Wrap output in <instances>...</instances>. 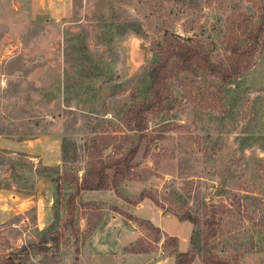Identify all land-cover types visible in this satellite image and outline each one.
Listing matches in <instances>:
<instances>
[{"label": "rangeland", "instance_id": "obj_1", "mask_svg": "<svg viewBox=\"0 0 264 264\" xmlns=\"http://www.w3.org/2000/svg\"><path fill=\"white\" fill-rule=\"evenodd\" d=\"M260 5L0 0V264H264V34L237 78L173 68L165 109L131 116L160 42L226 62ZM131 147L125 178L73 196Z\"/></svg>", "mask_w": 264, "mask_h": 264}, {"label": "trees", "instance_id": "obj_2", "mask_svg": "<svg viewBox=\"0 0 264 264\" xmlns=\"http://www.w3.org/2000/svg\"><path fill=\"white\" fill-rule=\"evenodd\" d=\"M259 10L257 27L253 32H250L251 34L246 38L243 46L234 47L231 50V57L226 62L214 63L210 61L207 54L192 45L189 39L170 36L160 42L154 50L159 55V59L150 67L148 74L150 99L148 103H142L133 110L131 115L132 130L141 133L145 129L144 116L161 108L165 109L162 106L166 97L164 91L168 74L173 68H179L181 71L196 68L221 83H227L248 71L252 66V56L257 51L261 36L264 34V0H261ZM135 155L136 148L131 147L116 158L99 164V167L89 168L76 186L73 196L77 195L79 191H101L114 187L115 183L127 176ZM73 196H69L68 200L72 201ZM187 219L194 224L196 222L189 216L179 217L180 221ZM191 259L185 254H177L174 264H190ZM8 261L7 264H11L10 259Z\"/></svg>", "mask_w": 264, "mask_h": 264}, {"label": "water", "instance_id": "obj_3", "mask_svg": "<svg viewBox=\"0 0 264 264\" xmlns=\"http://www.w3.org/2000/svg\"><path fill=\"white\" fill-rule=\"evenodd\" d=\"M142 50H144V47H142Z\"/></svg>", "mask_w": 264, "mask_h": 264}]
</instances>
